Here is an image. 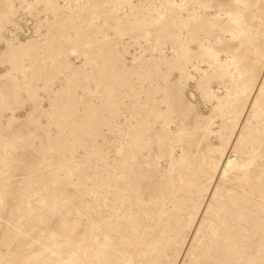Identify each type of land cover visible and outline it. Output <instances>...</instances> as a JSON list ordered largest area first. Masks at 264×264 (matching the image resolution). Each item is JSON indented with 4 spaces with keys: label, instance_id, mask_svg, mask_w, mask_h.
<instances>
[{
    "label": "rangeland",
    "instance_id": "obj_1",
    "mask_svg": "<svg viewBox=\"0 0 264 264\" xmlns=\"http://www.w3.org/2000/svg\"><path fill=\"white\" fill-rule=\"evenodd\" d=\"M223 244L264 264V0H0V264Z\"/></svg>",
    "mask_w": 264,
    "mask_h": 264
},
{
    "label": "bare ground",
    "instance_id": "obj_2",
    "mask_svg": "<svg viewBox=\"0 0 264 264\" xmlns=\"http://www.w3.org/2000/svg\"><path fill=\"white\" fill-rule=\"evenodd\" d=\"M208 254L214 256V261L212 258L211 264H232L231 262H229L230 258L233 255V247L230 244H223L218 254H215L214 252H210Z\"/></svg>",
    "mask_w": 264,
    "mask_h": 264
}]
</instances>
